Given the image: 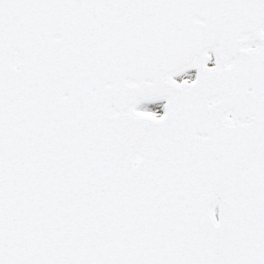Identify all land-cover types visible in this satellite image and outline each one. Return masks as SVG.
Listing matches in <instances>:
<instances>
[{
  "label": "snow or ice",
  "instance_id": "snow-or-ice-1",
  "mask_svg": "<svg viewBox=\"0 0 264 264\" xmlns=\"http://www.w3.org/2000/svg\"><path fill=\"white\" fill-rule=\"evenodd\" d=\"M0 264H264V0H0Z\"/></svg>",
  "mask_w": 264,
  "mask_h": 264
}]
</instances>
